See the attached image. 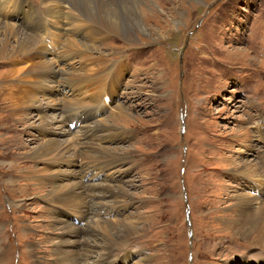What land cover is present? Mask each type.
<instances>
[{
  "label": "rangeland",
  "instance_id": "374dc122",
  "mask_svg": "<svg viewBox=\"0 0 264 264\" xmlns=\"http://www.w3.org/2000/svg\"><path fill=\"white\" fill-rule=\"evenodd\" d=\"M145 2L142 31L100 34L95 42L76 35L97 48L94 58L103 57L87 66L98 79L70 85L62 78V69H77L89 54L65 53L59 41L55 51L47 46L53 54H44L48 62L54 63L52 55L60 61L55 73L43 76L42 90L38 84L13 89L28 65L20 56L0 62V264H57L59 252L76 247L66 228H86V221L49 200L79 177L86 190L98 183L118 192L102 208L95 203L99 214L88 215L118 230L136 229L103 264H264V247L225 229L239 218L238 197L255 187L243 174L264 170V0ZM8 7L34 11L36 22L53 29L39 0H0V23L41 39L46 36L29 33L23 22H5ZM63 24H54L61 42L69 37ZM107 90L112 105L87 114L103 105ZM21 92L30 103L11 111ZM79 111L78 121L89 120L71 130L68 115ZM92 139L94 149L110 153L100 174L99 165L82 163L85 148L76 155L72 148ZM48 140L57 152L43 147ZM259 188L264 191L263 182Z\"/></svg>",
  "mask_w": 264,
  "mask_h": 264
},
{
  "label": "bare ground",
  "instance_id": "6f19581e",
  "mask_svg": "<svg viewBox=\"0 0 264 264\" xmlns=\"http://www.w3.org/2000/svg\"><path fill=\"white\" fill-rule=\"evenodd\" d=\"M39 1L42 3V6L46 11L45 17L47 19L50 18L51 22L49 23H51L50 26H52L53 29L49 30L48 24H46L47 27L44 28L45 23L40 25L38 22H36V12L34 11H32V13L27 14L26 21L23 22V25L26 28L28 26V28L31 31H36V33H34L28 30L29 33L38 34L39 36L40 33H43L46 36V37L41 36L43 38V39L41 38L43 41L40 38L33 36L31 34L19 32L18 30L10 27L9 24L2 25V23H0V31H1L0 32V62L2 60L9 59V57L14 58L16 56L21 57V59L18 61L20 62L24 61L23 63H25V61L28 62V65H26V67L20 69L24 77L22 79L16 78V81H14L13 84L14 90L18 89L23 85L26 87H35L37 84H38L37 89L42 90V87L44 86L45 83L43 76L45 74L47 75L48 73L49 74L55 73V69H56L55 64L57 67H59V65L57 64H59L58 62L60 61V58L58 56H53V55L52 57L50 56L55 64L52 62H48V60L44 59V54H46L47 52L49 53V55L53 54L47 48V43H45L47 41H49V44H54V43L56 44V42L59 41V43H62L61 46L62 51L64 49L65 53H69L70 51H73V53L77 52V54L78 53L81 54L82 52L85 51L87 52V54H89V56L87 57L85 56L86 57L85 63L84 61L83 63L78 62L79 65L77 67L78 70L72 67H70L69 70L62 69L61 72H65L62 78H65V80L70 85H73L75 83L82 81L83 78L84 80H87V79H92L93 76H95V79L96 78L98 79V77H96V72H97L96 69L91 70L87 68V66L97 65V63H100V61H104L102 55L98 54V52H97L98 59L92 56L95 55V53L94 54L92 53L96 52L97 48L92 44H90L89 46L91 47H89L86 41L84 42L86 38H87L86 40L90 38L92 42H95L99 40L98 36L100 34L101 35L105 34L107 36L112 34V36L114 37V36H120L126 34L128 35V33L133 31L134 28L140 31H142L143 29L140 25V15H141L140 7L143 4L142 1L144 0H39ZM145 3L147 4V6L149 5L154 6V4L156 5L158 3V0H146ZM64 6H67L66 11H64ZM12 8L10 7L7 8L9 14L12 13L13 10ZM4 21L10 23V21L8 20H4ZM59 22H64V24L62 25L63 28L68 26V28L66 29L62 28L64 32L63 34H66L68 32L67 35L69 36L67 37V39L62 40V42L60 41L59 38L60 35L59 33H62L61 28L58 29L54 25V24H58ZM19 26L21 27L20 24ZM96 26H98L99 28L95 29ZM48 30L50 31V35L48 33L49 32ZM58 30L60 31L59 33ZM51 32L54 35H52ZM82 32L86 33L84 36V40L82 39L78 41V39H76V35L78 37V35L80 34L82 35ZM10 41H12L13 44H11ZM88 49L90 50L91 54L88 51ZM65 56L66 55H64V57ZM54 57H58V60H55L56 58ZM15 62H17V60ZM62 62L64 65L65 60H62ZM105 69L107 68L100 69L99 71L100 74H102L101 72H103ZM90 76H92V78H89ZM106 98L109 101V106L112 105L113 95L109 90H107L100 97L103 105H101L97 110H95L96 113L99 110H101L102 112V109L100 108L105 107L103 99ZM24 103L25 104L30 103L29 100L27 99L26 93L25 92L18 93L17 99L14 101L13 105H11L12 106L11 111H14V108L16 109L20 105L21 106L24 105ZM83 109L84 108H82V110ZM117 110L120 111V108L118 107ZM70 111H72V109H70L69 112ZM93 112L88 108L86 110V113L87 114L89 113V115H93L92 114ZM80 113L81 111L69 114L68 116H72L71 122H73L75 119H78L77 116ZM38 119H40L42 124L45 123V119L43 116L39 117ZM88 142L89 141H83L73 144L72 148L75 150L74 155H76V153L79 152L76 151V149L79 148H85V149H91L92 151H97L99 154L98 157L97 156L95 157L90 153H84L83 150L85 149H80L81 152L80 154H81L82 163H85L86 165L91 167L99 165L98 170L100 174L103 172L102 170L104 168L106 169L108 167V164L106 163V159L109 157L110 153L106 151L105 148L102 147L94 149L92 145L93 139L91 143ZM43 147H46L53 152H57L55 149V144L51 140H48L45 143H43ZM57 149H60L61 151L67 150L69 152L71 148L69 147V145H60L59 148ZM88 169L87 171L89 174L93 172L90 169L89 170ZM263 171L264 170L260 168H256L251 172L247 171L244 174L241 173L255 186L250 188L253 194L248 191L247 192L248 194L241 195L238 197L239 218L236 221H228L225 226V229L231 235L236 237L237 236L242 237L244 241H248L250 244L254 243L262 248L264 247V201L260 200L261 198L260 196L262 195V193L264 195V191H261L259 186H261V182H263L264 184V176L261 175ZM97 176L95 177L96 179L98 178ZM77 179L80 180V177ZM77 179H75L72 182L73 186L69 190L65 189L61 193H57L54 196H52V198L49 200V204H51L53 207L64 208L60 210L64 211L65 209H68L65 211L66 212L75 211L76 213H81V216L83 217V219L81 217V220L86 221L85 226L87 225L86 228L85 227L81 228L80 226H76L75 224L67 226L66 228L67 234L73 235V237L76 239L75 241L76 247L70 251L59 252L57 254V264H103L107 258H110L112 255L115 254L117 250H120L124 247L125 241L130 235L136 233V229L132 226L121 225L122 230L120 229L118 230L117 227H115L112 223H110L109 220H105L102 216L100 220H94L92 216L88 215L87 213L88 211H91V215L99 214L96 207L95 209H93L95 203H99L97 204V206L102 208L105 204L109 203L108 200L110 198L116 197L118 195V192L113 191L111 189L110 184L98 185V183H96V185L93 186L91 189L89 188L88 190H86V187L83 185V183L77 181ZM255 191H257V193H255ZM94 198L95 200H93ZM100 198H102L103 201L105 199L104 201L105 203L101 201ZM93 201L95 202L93 203ZM89 203H91L92 205L89 206L88 205ZM69 209L71 211H69ZM93 227L102 230L104 234L101 235L100 232L95 233ZM80 233L83 236L88 235L89 237L85 236V238H81ZM252 236L257 237V240L253 241L251 238ZM89 238H91L90 241H88ZM126 259L127 256L123 258V261L126 262ZM139 259H143V256ZM118 261H120V259L114 262L118 263ZM117 263H111V264H117Z\"/></svg>",
  "mask_w": 264,
  "mask_h": 264
}]
</instances>
